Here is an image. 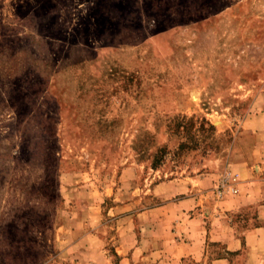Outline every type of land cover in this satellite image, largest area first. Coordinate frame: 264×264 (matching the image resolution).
Wrapping results in <instances>:
<instances>
[{
  "label": "rangeland",
  "instance_id": "374dc122",
  "mask_svg": "<svg viewBox=\"0 0 264 264\" xmlns=\"http://www.w3.org/2000/svg\"><path fill=\"white\" fill-rule=\"evenodd\" d=\"M262 166L264 0H0V264H264L174 248Z\"/></svg>",
  "mask_w": 264,
  "mask_h": 264
},
{
  "label": "crops",
  "instance_id": "0c3cea01",
  "mask_svg": "<svg viewBox=\"0 0 264 264\" xmlns=\"http://www.w3.org/2000/svg\"><path fill=\"white\" fill-rule=\"evenodd\" d=\"M253 156V154H252ZM254 157V156H253ZM264 168V166H262ZM249 181L243 185V195L229 202L221 201L222 211L225 213H241L243 209L255 205L256 215L252 220V225L242 227L241 220L232 223L230 216L217 211L212 217L190 218L185 224L187 242H177L176 250H189L187 255L201 254L205 250L207 239L213 243H220L225 246V250L231 253L238 250H251L256 256H261L264 250V174L262 172H252ZM263 180H262V179ZM243 217V216H242ZM230 220V222L228 221ZM264 253V251H263ZM264 257V254H262ZM225 259H220L214 264L226 263ZM261 262V261H260Z\"/></svg>",
  "mask_w": 264,
  "mask_h": 264
},
{
  "label": "built area",
  "instance_id": "2783aa9c",
  "mask_svg": "<svg viewBox=\"0 0 264 264\" xmlns=\"http://www.w3.org/2000/svg\"><path fill=\"white\" fill-rule=\"evenodd\" d=\"M219 193H222V191H219Z\"/></svg>",
  "mask_w": 264,
  "mask_h": 264
},
{
  "label": "trees",
  "instance_id": "16d2710c",
  "mask_svg": "<svg viewBox=\"0 0 264 264\" xmlns=\"http://www.w3.org/2000/svg\"><path fill=\"white\" fill-rule=\"evenodd\" d=\"M155 166V165H154Z\"/></svg>",
  "mask_w": 264,
  "mask_h": 264
}]
</instances>
